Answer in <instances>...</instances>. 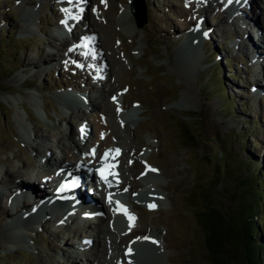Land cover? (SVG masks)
I'll return each mask as SVG.
<instances>
[{
    "label": "rangeland",
    "instance_id": "obj_1",
    "mask_svg": "<svg viewBox=\"0 0 264 264\" xmlns=\"http://www.w3.org/2000/svg\"><path fill=\"white\" fill-rule=\"evenodd\" d=\"M83 1L85 6L77 2L74 7L65 0H0V169L9 172L8 176L4 172L3 177L7 179L0 183V264H69L71 251L78 264L86 262L84 251H89L91 246L81 245V240L88 236L91 217L81 218L79 210L71 215L72 222L67 218L59 227V215L69 213L59 202L52 201L54 215L41 217L43 223L39 224H43V230L39 233L38 221L33 219L37 226L32 222L23 234L22 227L11 223L15 216L19 220L25 216L32 219L44 210L35 213L33 207L28 215L20 211L22 208L17 211L9 207L7 198V184L15 181L12 178H18L20 181L15 184L22 192L29 191L33 198L42 197L48 191L53 193L48 187L56 183V177L48 176L46 182L43 177L42 183L38 180L33 183L31 178L49 170L50 165L44 166L40 161L48 147L59 146L58 143L66 146L68 136L78 135L76 116L81 115L84 116L81 121L94 126L95 134L87 143L90 145L108 136L119 141L122 144L119 153L124 158L117 163L121 167L118 176L128 185L137 181L140 184L130 187L136 189L130 197L138 192L141 201L131 200L133 205L129 208L131 215L140 216V220L116 223L117 214L102 204L99 206L102 208L99 215L102 211L107 214L102 217L103 227H109L111 233L103 241V252L96 253L95 264H134L124 254L125 245L132 238L127 243L123 240L133 226L136 229L128 236L147 230V237H159L163 244L156 247L155 255L136 253L132 257L136 264H211L197 213L208 202L228 213L234 206L232 200L236 197L235 190L239 189L240 176L248 173L238 171L239 162L254 155L264 160L261 62L257 67L240 43L244 31L239 29L242 27L238 17L222 12L217 6L208 7L209 2H206L208 6L196 3L194 8L195 0H190L187 6L186 0H142L147 7L145 14L138 7L131 10L130 4L135 0ZM259 5L263 14H246V20L264 35V4ZM72 7L77 12L90 11L85 12L87 17L82 14L83 27L75 22L76 13L68 19L76 36H81L83 28L92 29L94 25L105 32L102 34L109 42L81 53L100 54L116 62L106 67L108 76L102 86L95 74L92 75L97 90L91 88L94 85L88 71H80V77L91 87L81 81L78 89L99 103L96 106L87 97L89 106H82L80 110L76 100L64 103L59 94L64 89L69 91L78 78L76 71L68 70L65 64L58 66L67 62L68 56L62 55L66 49H59L57 44L61 41L53 36L56 26L60 25V16L56 17L55 11L64 15V9ZM1 21H5L4 25ZM197 27L204 36L195 35ZM246 32L245 45L251 48L252 55L264 60V39L260 44L255 43L247 29ZM68 44L62 42L64 46ZM216 51L220 58H215ZM232 71L239 74L236 80ZM214 72H218L216 78L224 87L222 94L217 95L214 85L210 86V81L215 79ZM255 82H260L258 85H263V89L257 91ZM103 88L106 93L102 92ZM118 89L123 97L114 101ZM226 94L234 102L229 110L222 107ZM132 105L138 107V112L126 115L123 109ZM178 118L191 125L195 145L184 144L185 137H180L176 123ZM99 125L104 127L99 129ZM51 159L54 161L55 155ZM202 189H205L203 193ZM151 193L156 196L150 198ZM31 201L23 203L27 205ZM102 201L109 208L104 198ZM6 210L8 213H4ZM142 226L145 227L137 229ZM96 244L99 246V241ZM225 254L230 264H242L240 249L225 248Z\"/></svg>",
    "mask_w": 264,
    "mask_h": 264
},
{
    "label": "trees",
    "instance_id": "obj_2",
    "mask_svg": "<svg viewBox=\"0 0 264 264\" xmlns=\"http://www.w3.org/2000/svg\"><path fill=\"white\" fill-rule=\"evenodd\" d=\"M216 89L221 90L218 84ZM224 107L230 108L229 100L224 103ZM176 123L180 137H185L184 144L192 146L196 137L191 125L179 118ZM225 151L231 152L227 149ZM237 167L241 173L243 170L248 171L246 175L240 176V186L235 190L236 197L232 200V205L238 207H230L229 212L224 213L208 202L196 217L205 232L204 239L211 264H230V260L225 258V248L231 251L240 249L242 264H264V163L254 157L239 162Z\"/></svg>",
    "mask_w": 264,
    "mask_h": 264
},
{
    "label": "bare ground",
    "instance_id": "obj_3",
    "mask_svg": "<svg viewBox=\"0 0 264 264\" xmlns=\"http://www.w3.org/2000/svg\"><path fill=\"white\" fill-rule=\"evenodd\" d=\"M263 1V2H262ZM202 2V1H201ZM246 3H247V5H248V7L250 8V10L252 11L254 8H256V3H257V6H258V3H261V4H264V0H260L259 2H257V0H247L246 1ZM255 3V4H254ZM255 5V6H254ZM209 6H211V4H209ZM262 7V6H261ZM263 9H264V7H262ZM256 10V9H255ZM261 15L263 14V11H261V13H260ZM260 23V22H259ZM260 25V24H259ZM261 25H263L262 24V21H261ZM93 26V28L91 29V30H93V31H96V29L97 28H95V26L94 25H92ZM98 31L100 32V34H101V36H100V44L102 45V43L105 41V42H107V43H109L108 42V39H107V37L104 35V34H102V33H105V32H103V30L101 29V28H99L98 29ZM195 36V35H194ZM196 38H197V36H196ZM194 43V42H193ZM192 45V44H191ZM187 49L188 50H190V48L189 47H187ZM106 55V54H105ZM47 61L49 60V58H47L46 59ZM102 60H104L105 61V63L107 64V66L109 65L110 66V64H112V65H114L116 62L114 61V60H112V59H110L109 61H108V58H106V59H104V56L101 58V61ZM89 73V72H88ZM112 89V88H111ZM90 100L92 101V103L94 104V105H96V106H98L99 105V103L95 100V99H93V98H90ZM136 109L137 108H133V109H131V110H129V111H127L125 114L126 115H131V114H133V113H135L136 112ZM124 112V111H123ZM98 127V126H97ZM96 127V128H97ZM102 127H104V126H102ZM101 127V128H102ZM91 128V127H90ZM99 129H100V127H98ZM97 128V129H98ZM95 140V139H94ZM96 142V141H95ZM105 143H107V142H103V141H100L99 142V145H97V148L99 149L100 147H104L106 144ZM62 144V143H61ZM108 144H110V145H108V146H111L112 145V140H111V138L109 137L108 138ZM65 144H63V151H64V158H66V159H64V161H63V163H68V166H67V168H66V170H68L69 168H70V166L69 165H71L72 164V162H74V161H77L78 159H80L78 156H73V157H70V156H67L66 155V149H65V146H64ZM116 145V144H115ZM117 145H120V144H117ZM116 145V146H117ZM107 146V145H106ZM37 149H38V147H37ZM99 150H101V148L99 149ZM67 156V157H66ZM48 158V157H47ZM52 157L50 156V158L49 159H46L47 160V164L48 163H50L51 165H52V168H50L48 171H43V172H41V173H37V174H35V177H33V178H31V181H33V183L34 182H36L37 180L40 182V183H42L43 182V177L44 178H46V180H45V182L46 181H48V176L50 177V178H53V175H55V173H56V170H57V167L55 166V164H53V162H52V159H51ZM113 161V159H108L107 161ZM98 161L99 160H94L93 161V164L91 163V161H89L90 162V165H95L96 167H97V165H99V163H98ZM76 163V162H75ZM101 165V164H100ZM85 166V165H84ZM84 166H82L81 165V167H82V172L84 173L83 174V177L84 176H86V177H89L90 175H88V172H87V168H84ZM5 172V174H7V176L9 175V172L7 171V170H1L0 169V173L1 172ZM73 172H71L70 174H72ZM52 175V176H51ZM93 175H94V173H93ZM46 176V177H45ZM70 176V175H69ZM4 178H1L0 179V183H3V181H5V180H3ZM13 180H15V181H20L18 178H12ZM67 179H69V177L67 178ZM24 180H27V179H24ZM21 181H23V180H21ZM114 183V186H119L117 183H115V182H113ZM140 184L138 183V182H136V183H134V185H133V188H135V187H138ZM34 186V185H33ZM49 192V191H48ZM46 193V195H48L49 193ZM66 193H67V191H65V193H63V195L65 196L66 195ZM40 195V194H39ZM43 196V195H42ZM79 196L81 197V198H79V200H80V202H82L83 204H85L86 202H83V200L84 201H87V198L84 196V194L82 193V192H80V194H79ZM154 196H156V194H154V193H151L150 195H149V197L150 198H153ZM40 197V196H39ZM60 195H58L57 193H52L51 194V198H52V200L53 201H55V202H59V200H60ZM148 197V198H149ZM74 199V198H73ZM96 203H97V201H96ZM24 204H26V203H24ZM33 204V203H32ZM97 204H100V203H97ZM28 205H31V203H29ZM119 205H122L121 203H119ZM116 207H118V205H116ZM83 208H85L84 210H86V209H88V210H92V206L91 205H87V204H85L84 206H83ZM103 208H104V206H103ZM100 209H102V208H99V210ZM17 211L19 210L18 208L16 209ZM40 211H43L42 210V203H39V204H37L36 206H34V209H33V212H38V213H42V212H40ZM86 212V211H85ZM4 213H8L7 212V210L4 212ZM79 217V216H78ZM19 218V217H18ZM116 218V220H115V222L116 223H119V224H125L126 222H127V220H128V217L127 216H125L121 211H118V213H117V216L115 217ZM94 219V221H93V223H91V224H89V228L87 229V231L89 232V234H94L95 233V231L97 230V232H98V235H97V239L95 238L96 236L95 235H93V238H91L90 236H89V241H90V239H91V249H89V251H90V253H89V251H84L85 253V255H86V259L85 260H87L86 261V263L87 264H94V262H95V253H97L96 252V248H98V246H97V244H96V242L99 240V247L101 246L102 247V245H103V238L104 237H102V235H103V233H105L106 232V234H109V233H111V231H110V229H108V228H105V227H103V224H102V215H97L95 218H93ZM23 224H26V225H29V224H31L33 221H32V219L30 218V217H23ZM134 234V233H133ZM138 235H140V232H136V234H134V237H138ZM129 237H130V235H129ZM97 240V241H96ZM81 242H82V240H81ZM73 244V243H72ZM128 247V249H129V254H130V256L132 257V256H134L136 253L137 254H146V255H155L156 254V245H155V243L153 244V241L151 240V239H146V238H144V237H138L131 245H129V246H127ZM95 254V255H94ZM94 255V256H93ZM71 258V263L72 264H78L77 263V260H76V258H74L73 256H72V253L71 254H69V259ZM67 259V258H66ZM127 260V259H126Z\"/></svg>",
    "mask_w": 264,
    "mask_h": 264
},
{
    "label": "snow or ice",
    "instance_id": "obj_4",
    "mask_svg": "<svg viewBox=\"0 0 264 264\" xmlns=\"http://www.w3.org/2000/svg\"><path fill=\"white\" fill-rule=\"evenodd\" d=\"M68 2L71 3L72 0H68ZM189 2H190V0H186V6H187V3H189ZM228 2L231 3L232 0H228ZM64 11H65V12H68V9H64ZM62 23H65V24H66V21H62ZM84 46H85V45H81V47H84ZM85 55H87V54H85ZM106 155H107V154H106ZM151 170H152V171H155V169H151ZM101 175H102V179H104L105 177L103 176V173H102ZM109 203H112L111 196L109 197ZM117 205H118V207H117V209H115V210L121 211L125 216L128 217V219H129L130 221H132V220L135 219L134 216H132L131 214L128 213L127 209L124 208L123 205H119L118 202H117ZM150 207H155V205H150Z\"/></svg>",
    "mask_w": 264,
    "mask_h": 264
},
{
    "label": "water",
    "instance_id": "obj_5",
    "mask_svg": "<svg viewBox=\"0 0 264 264\" xmlns=\"http://www.w3.org/2000/svg\"><path fill=\"white\" fill-rule=\"evenodd\" d=\"M141 23H142V22H141ZM141 23H140V24H141ZM142 24H143V23H142ZM142 24H141V25H142Z\"/></svg>",
    "mask_w": 264,
    "mask_h": 264
}]
</instances>
